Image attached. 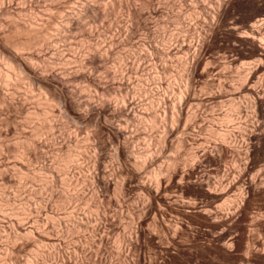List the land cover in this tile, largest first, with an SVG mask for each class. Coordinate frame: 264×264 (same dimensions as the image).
Instances as JSON below:
<instances>
[{"label": "rangeland", "instance_id": "obj_1", "mask_svg": "<svg viewBox=\"0 0 264 264\" xmlns=\"http://www.w3.org/2000/svg\"><path fill=\"white\" fill-rule=\"evenodd\" d=\"M101 1L102 3H105V5L106 3H110L111 6L110 4L109 6L107 5L109 9V14L107 17L109 18H103L100 25L103 24L105 26V24L108 22V26L111 25L117 29L119 33L121 32L120 36L123 37L127 24H133L132 21L129 20L130 18L127 14L128 9L125 5V0H115V2L114 0L113 2L111 0ZM144 1L145 0H128V3L131 6H134L133 8L137 9L138 11L142 9V16L144 15L141 17V23L137 26V28H135V32L132 33L133 36H131L130 41H138L141 38H146L149 40L150 38V40L153 41L152 43L156 45L159 44V47L170 42L172 43L171 53L168 55L166 59L167 61L163 62L160 56L157 54L155 55L154 53L153 65L151 64L153 71L156 72H153V74L157 77L160 76L159 78L161 81L163 80L161 83L163 84L161 85V91L166 94L169 99H166L165 103L159 107V120H157L158 123H156L152 129L149 126L150 115L145 116L144 119L146 120L144 122L145 125L143 124V127H145L147 130L140 137L143 138H139V145L145 147L146 145L149 146V154L154 156L156 162L154 161L155 163L149 165L147 168H143L141 166L142 170H138L140 166L137 167V165H135V168L134 164L131 165V162H125L124 164L114 155L116 151V147L114 148V146H117V143L115 142V144L112 142L114 140L112 134L109 131H103L101 133V139L102 142L105 143V148L103 149V158H101L102 160L100 159L99 163L98 160L97 162L86 159L81 160V169L83 171L80 173V175L81 178H85L83 174L87 175L90 171L96 170L98 166L99 170L97 169L96 171L101 174L100 177H104V180H111H108L110 182L108 188H106V190L101 189L98 191V189H96L92 184H85V188H83L82 184L84 179L82 178V181L79 180L77 185H66L64 183L58 182V187L56 186L57 189L55 187L53 196H50V190L48 189L49 177L45 171L39 168V165H41L43 160H32L34 159L32 155L30 154V156L28 153H26L23 145L18 143L25 135L24 132L29 134L33 130L31 129V124H29V126L28 124L26 125V122L29 120H26L25 116L27 114L18 112L20 109L16 107L17 102H15V104H11L12 106L10 105L8 107H2L0 109V135L1 138H5L4 140L7 142L6 145L8 146L5 145L4 152L2 151L3 155L2 153L0 154V264H264V77H261L262 80L259 78L260 81L257 78L256 80L258 81L255 82L257 83L255 84L256 86L252 90L246 91V83L243 81V79H240L241 76L238 73L239 70H242L244 67H246V64L249 67L253 65L255 66L260 62H258L260 55L258 57L257 55L259 53L255 51V49H258L257 46H254L256 44L251 43L253 41L250 40L249 37H247L249 39L246 37L244 38L242 36L244 34L241 32V30H245L247 25L252 22L251 20L261 18V13H264V0H197L196 3L193 2L195 0H154L152 6H150L149 9L147 5V7H143L147 2ZM222 1L223 3H221ZM192 5L194 6L192 7ZM109 7H111L114 12L110 11L111 8ZM202 7L204 8L202 9ZM205 14H208L209 16H206ZM197 17L198 19L196 20ZM104 19H108L106 20L107 22ZM200 19H202V21ZM120 20L122 22H120ZM176 20H179V22ZM188 20L192 23H195L193 24L194 26H200L202 28L203 31H198L203 33L200 34L204 39L203 44L204 41L206 42L203 45V57L201 56L200 63L197 67L198 69L194 74L195 76L193 77L194 79L190 77L191 80L186 75V70L184 69L183 71L184 67H182L183 60L189 54L182 49L180 50L179 45L174 41L173 38L175 36L177 37L179 33L181 35H186V41L194 36V34H192L193 30L190 31L189 29L187 31L186 29L185 22ZM117 24L123 26V34L121 28L117 27ZM238 25L240 28H238ZM184 26L185 28H183ZM233 26H235V29H233ZM183 29L186 30L184 33L182 31ZM155 37L157 38L155 39ZM132 38L134 39L132 40ZM79 39L82 40L80 41ZM169 39L172 40L170 41ZM85 40L86 39L83 38L80 33L76 35L74 42L76 41V43L79 44L80 47L75 43L78 49H85L83 48L86 46ZM130 41L126 44H131L132 42ZM126 44L121 46L123 47L122 50L124 52L129 53L130 51H134V49H136V46H134L133 43L131 45ZM122 50L120 48L118 52ZM184 55H186L185 58L183 57ZM262 58L264 60V55H262ZM224 61H226L228 64ZM250 63L252 65H250ZM180 64H182V66ZM242 76H244V73ZM186 77L189 79V81H191V86L188 84V87H190L189 93H191V97H194V101L192 99L190 100L191 105L189 102L185 106L183 112H181L183 116H181L177 108V97L180 93H176V91L182 89L181 83L189 82ZM184 78L186 81H183ZM243 78L245 79L246 77ZM170 85L177 86L178 88L171 93ZM26 86L27 85H24V87ZM23 88L21 89V94L26 89L24 88L23 90ZM136 88L134 86V93H132V95L134 97L138 96L139 99L141 98L144 102L148 103L150 100L148 99L149 97H147L149 94L147 90L145 91L147 94L142 92V96H140L139 92L137 91L138 88ZM26 90L24 93H26ZM33 93L36 96L39 95V91L37 90H34ZM174 93L177 95V97ZM230 95L234 97L237 103H242L248 98H254L255 101H262V105L256 106L255 108H248L250 114L248 113V116L245 118L248 120L246 121L245 126L247 133L243 131V134L236 130L234 132L235 136H232L231 139H229L231 141H224L221 131L223 132L224 129L231 130L233 127H235L233 122H227V120L224 119V114H230V111L235 112L232 101H229L230 97H232ZM234 95L237 96L235 97ZM138 97H136V100H138ZM17 104L19 105V103ZM170 106L172 107L171 109H169ZM18 107H20V105ZM175 111L177 114H179L180 118L177 117V114L174 115ZM186 111H188L189 114L191 112V115L187 114ZM192 112H194L193 115ZM104 116L107 118V113ZM196 116V120L198 121L195 120ZM221 116L223 117L221 118ZM37 118L39 119L41 117ZM37 118H33V116L30 117L32 121L29 120V123H33L34 120L37 122ZM55 119L57 122H59L58 125L60 130L73 136L77 133L74 131H77V125L82 127V130H84L80 135H77V138L81 141H87V139L84 137L89 135L91 136L94 133L93 131H95V127L93 125L73 124L59 114L58 117H55ZM178 119H180L181 122ZM163 120H165V122H163ZM176 121H179L180 124L177 122L176 125L174 123ZM73 125L76 127H73ZM184 125L189 127L186 128ZM156 126L158 129L154 135L153 131H155ZM171 126L173 128L171 131L173 134L171 132L168 133ZM183 128L184 130L186 129L185 132ZM160 131H164V133H159ZM166 132L169 135H167ZM156 133H158V135ZM14 135H16V137ZM46 135L50 137L48 131L43 130L40 136L41 138L43 137L42 139L45 141L44 143L47 144L42 145L43 149L40 150H43L48 162H55L52 159H55V156L58 154L57 159L59 160L55 159L56 162L54 163V166L59 167V164L60 169H63L65 166H61V164L65 165V162H60L61 158H58L60 154L58 151V153L56 152L58 141H54L51 137L50 138L52 140H49L47 139L48 137ZM162 136H166L165 138H167V140ZM155 138H163L166 142L163 139H158L160 141L158 142ZM110 141L112 143H110ZM222 141H224V144ZM54 142H57V144L52 145ZM45 145H47V148ZM54 146L56 148H54ZM7 147L11 152L8 151L7 153ZM50 147H52L54 150L52 148L50 149ZM71 148L73 152H78L74 143L71 145ZM21 149L25 150V153ZM74 149L76 150L74 151ZM72 150L70 149L71 153ZM104 153L106 156H104ZM108 154L111 155L108 157ZM73 155H75V153ZM111 156L113 157L111 158ZM105 157L111 158V160L114 159V161L108 160ZM88 161L90 162L88 163ZM71 163L72 161L69 162L70 165ZM170 163L171 166L168 167ZM55 164H57V166ZM165 166H167V169H165ZM115 167L117 169L120 168L121 172L123 173L125 171L128 176L125 175V173L124 175H122L123 173H121V175L118 172L114 173L116 171ZM101 169L105 171V173ZM75 170L78 171V169ZM137 170L141 171L140 174L139 172H136ZM159 170L160 173L158 172ZM61 172L62 171H60V173ZM155 172H158L156 178L160 182L155 181L156 179L153 178ZM102 173L104 174L103 177ZM43 176H45L44 179ZM61 176H64V174ZM123 176L127 180V183L125 189L119 191L117 182H121L122 179L124 180ZM130 180L133 181L131 182ZM142 183L144 186L141 185ZM156 183H160L158 184L159 186H157ZM148 185H151L152 189L154 188L157 190V192L152 196L147 191L148 189L145 188ZM86 187L90 192L89 194ZM156 187H160V189H157ZM80 191L85 195V197H83L84 195L82 194L80 196ZM100 192H102L103 195ZM68 193H71L72 196H70ZM68 196H70V198ZM9 197L11 198L10 201L12 202L10 206L8 205L10 202L8 203L5 200ZM47 201L49 202L48 211H44L43 214L41 213V215L38 217L35 216V210H37L39 206H42V204ZM4 202L7 204L5 205ZM144 204H150V211H145L146 209L144 208H146V206ZM95 207H99L98 218L100 220L97 219L98 221H95L94 217V214L96 213ZM14 211L17 212L14 214ZM31 214H33L36 219H34L32 215V220V217L30 218ZM77 214H82L81 217L84 215H93L94 219L91 220L89 225L94 226L96 222L98 223L100 221L99 225H101L103 228L100 227L101 229L99 228L97 231H93L92 227L89 228L90 230H85L80 227L72 231L70 229L68 219ZM27 215H30V220L28 217H26ZM70 215L72 216L70 217ZM26 218L28 220H25ZM24 221H27V223ZM12 222H16L17 224L20 223L19 225L21 227L23 226L24 228H27L26 231L20 228L16 229V226L14 230ZM31 225H36V232H31ZM44 229L46 231H44ZM24 231L27 234H25ZM93 232L97 233L98 235L102 234L105 237V241L102 243L103 246L99 242H96V244L92 242L91 239L94 234ZM6 235L10 237H7ZM106 235L108 237H106ZM35 244H37V246ZM98 244L99 246H97ZM81 245L82 247H79ZM100 245L102 247H100ZM77 247L79 248L77 249Z\"/></svg>", "mask_w": 264, "mask_h": 264}, {"label": "bare ground", "instance_id": "obj_2", "mask_svg": "<svg viewBox=\"0 0 264 264\" xmlns=\"http://www.w3.org/2000/svg\"><path fill=\"white\" fill-rule=\"evenodd\" d=\"M111 1L113 2V0H111ZM145 1H147V2L145 4V6H143V7H147L148 6V9H149V7L152 6V3H153L154 0H145ZM190 1H192V0H190ZM114 2H115V0H114ZM193 2L196 3L197 0H195ZM221 3H223V1ZM109 4L110 3H108V4L106 3V5H105V3H102L101 0H0V109L2 107H5V106L8 107L11 104H13V103L15 104V102H17L20 105V107H18L19 105L16 103V105H17L16 107L20 109V111H18V112L24 113V114L26 113L27 115L26 116L24 115L26 117V120L27 119L31 120L32 118L30 119V117H32V116H33V118L41 117L39 119L37 118V122L35 120H34L33 123L32 122L29 123L30 122L29 120L26 122V125L28 124V126H29V124H31L32 128H31V126H30V128L33 129V130H32V132L30 131L31 133H29V134L28 133L26 134V132H24L25 135L23 136L22 140H20L18 143H21V145H23V147L26 150V153H28L29 155L30 154L32 155V157L34 158L32 160H36V161L38 159H40V160L42 159L43 160V162L41 161L42 163H41V165H39V168L42 169L43 171H45L47 173V176L49 177V180H48V178H47V180L49 181L48 182L49 183L48 189L50 190V196H53V193L55 192L54 191L55 187L58 185V182L64 183L66 185H68V184L69 185L70 184L77 185L79 180H81L83 178V177L81 178V175H80V173L83 171L81 169V166H82L81 162H80L81 160H85L86 159V160H93V161H96V162L98 160V163H99V160L101 158H103L102 154H103V149L105 148V143H103L102 139H101V133L103 131H109L112 134V136H113V138L115 140V141L113 140L112 142H114V143L116 142L117 143V144L115 143L117 146H114V148L116 147L115 148L116 151H115V154L114 153L113 154L115 155V157L118 160L122 161L124 164H125V162L126 163H130L131 162L132 163L131 165L134 164V166L137 165V167L138 166H140V167L142 166L143 168H147L149 165L154 164L156 162L154 156L149 154V151H150V149H148L149 146L146 145V147H145V146H140L139 145V142H140L139 138L147 130L145 127H143V124L145 125L144 122L146 120V119H144L145 116H147V115L149 116L150 115V117H149L150 125L149 126L152 129L153 126H155V124L158 123L157 120H159L158 119L159 116H160L159 112H158L159 111V107L162 104L165 103L166 99H169V97H167L166 94H164L161 91L162 90L161 89V85H163L161 83H162L163 80L161 81V79L159 78L160 76L157 77V76H155L153 74V72L154 73H156V72L153 71L152 65H153V61H154L153 60V56H154L153 54L154 53H155V55L157 54L158 56H160V58H161V60H163V62L167 61L166 59H167L168 55L171 53V45H172V43L170 42L168 44H164V45L159 47L158 46L159 44L156 45V44L152 43L153 41L150 40V38H149V40H147L146 38H141L138 41H130L131 40L130 39L131 36H133L132 33L135 32L134 31V30H136L135 28H137V26L141 23V17H143L144 15L142 16V11H141L142 9H140V11H138L137 9L133 8L134 6H131L128 3V0H125V5H126V7L128 9V13L127 14L129 15V18H130L129 20H131L133 24H127V26H126V28L124 30L125 34H124L123 37L120 36L121 32L119 33L117 29H115L111 25L108 26V22L106 21L108 19H104L107 22V24H105L106 22L104 21L105 22L104 23L105 26L103 24L100 25V23H102L101 20L103 18H105V17L109 18V17H107V15L109 14V9H108ZM123 4H124V2H123ZM198 4H200V3H198ZM224 5H226V4H224ZM110 6H111V4H110ZM193 6L194 5H192V7ZM220 6H222V5H220ZM109 8H111V7H109ZM114 8H115V6H114ZM203 8L204 7H202V9ZM200 10H201V6H200ZM107 11H108V13H107ZM110 11H113L112 8L110 9ZM120 14H121V12H120ZM144 14H145V12H144ZM256 14H258V13H256ZM116 18H118V17H116ZM197 19H198V17L196 18V20ZM200 20L202 21V19H200ZM143 21H144V19H143ZM176 21L179 22V20H176ZM251 21L252 22H250L247 25V27L244 26L246 28H245V30L242 29L241 32L244 34V35H242L244 38L245 37L246 38L249 37L250 40L253 41V42H251V41L250 42L256 44V45H254V44H252V45L257 46V48H258L257 50L255 49V51H257V53H259L257 55L258 57L260 55V59L258 60V62L259 61L260 62H259V64L255 65V66L253 65V66H249V67L246 64V67L243 68L244 70L241 68L242 70L238 71L239 75L241 76V77L239 76L240 79H243V81H245V83H246L245 84L246 91L252 90L256 86L255 84H257L255 82H257L258 80L260 81L259 78L264 77V65H263V61L264 60L262 58V55H264V13H261V18L260 19H255V20H251ZM120 22H122V21L120 20ZM123 23H124V21H123ZM185 23H186L185 26H186L187 31L189 29H190V31L193 30L192 34H194V36L192 38H190L188 41H186V38H185L186 35H181L180 33L179 34L177 33L178 34L177 37L175 36L173 38H174V41L179 45V47H180L179 49L180 50L182 49V50L186 51L189 54L186 58H185L186 55L183 56L185 58L183 60V63H182L183 66H182V64H180V65L182 67H184L183 71H184V69L186 70V75L190 79V77L193 78L195 76L194 74L196 73V71L198 69L197 67H198V65L200 63L201 56L203 57V55H202L203 49H204L203 45L206 42L204 41V44H203V40L204 39L201 37L202 35H200V34H203V33H201V31L200 32L198 31V30H202V28L200 26H194L193 24H195V23H192L189 20L187 22H185ZM147 25H148V23H147ZM185 26L183 28H185ZM117 27L118 28L120 27L121 30H122L123 26L118 25ZM233 27H234L233 29H235V26H233ZM238 28H240L239 25H238ZM146 29H147V27H146ZM182 31L184 33V31H186V30L183 29ZM141 32H142V30H141ZM78 33H80V35L83 36V38L86 39L85 40L86 41L85 42L86 46L84 45L85 47H83V48H85V49H83V50L78 49L77 45L79 46V44L76 43V41L74 42V40L76 38V35ZM122 34H123V30H122ZM142 34H144V33H142ZM239 34H240V31H239ZM188 37H190V36H188ZM156 38L157 37H155V39ZM249 38H247V39H249ZM77 39H78V37H77ZM133 39L134 38H132V40ZM79 40L81 41L82 39H79ZM129 41L132 42L134 46H136V49H134V51H130L129 53L128 52L126 53V52H124L122 50L123 47H121V46H123L124 44H126ZM163 41H165V40H163ZM75 43L77 45H75ZM129 44L130 43H128L126 45H129ZM80 45H81V43H80ZM126 45H125V47H126ZM178 45H177V48H178ZM134 46H133V48H134ZM120 48H121L122 51L118 52L120 50ZM226 61H224V62H226ZM234 62H235V59H234ZM237 64H238V62H237ZM236 65H234V66H236ZM250 65H252V64L250 63ZM224 68H225V65H224ZM154 69H155V67H154ZM228 69H226V70H228ZM223 71H224V69H223ZM223 71H222V73H223ZM243 73H244V76H242ZM219 74H220V72H219ZM237 77H238V75H237ZM243 77H246V78L244 79ZM257 78H258V80H256ZM184 79H183V81H186V79L185 80ZM189 79H188V81H189ZM261 80H262V78H261ZM190 83H191V81L181 83V88L182 89L176 91V93H180L178 97L174 93L176 95V97L178 98L177 99V101H178L177 108H178V110L180 112V113L178 112L179 114H181V112H183V109L185 108V106L189 102H190V105H191V101H190L191 99L194 101V99H193L194 97H191V95H190L191 93H189V88L190 87H188V84L190 85ZM170 84H171V82H170ZM24 85H27V86L24 87ZM174 85H176V84H174ZM241 85L243 86L242 83H241ZM134 86H135V88L137 86V88L139 89L138 90L136 88L137 91L139 92L140 96H142L141 95L142 92L144 93L147 90V92L149 93L147 95V97H149L148 99L150 100V101L148 100L149 101L148 103L144 102L141 98L139 99L138 96H136V97H138V100H136L137 98L132 95V93H134ZM170 86H171V89H170L171 93L174 92V90H176L178 88L177 86H172V85H170ZM23 87L27 89V90L25 89L26 93H24L25 90H24ZM22 88L24 90L22 94H24V95L26 94L25 96L21 94V89ZM34 90L39 91V95H37V96L34 95V93H33ZM168 92H170V91H168ZM190 92H192V91H190ZM235 92H236V90H235ZM233 94H236V93H233ZM215 95H217V94H215ZM222 95H220V96H222ZM230 96H232V95H230ZM145 99H147V98H145ZM221 99H222V97H221ZM229 101H232V103H233L232 105L235 108V112L233 111L234 112L233 113L232 111H230L232 114L231 113L229 114L227 112L228 114H224V116H225L224 119L227 120V122L228 121L233 122L235 124V125L233 124L235 127L232 128L233 130L232 129L231 130H228V129L225 130L223 128L224 131L223 132L221 131V133H222L221 135H223V140L224 141H227V140L231 139L232 136H235L234 132L236 130H238L240 133L244 134V132H246V130H245L246 121H248L247 119H245L248 116V113H249L248 108L249 107H254L255 108L256 106H261L262 105V103H261L262 101L261 102L260 101H255L254 98H248L244 102L241 101L242 103L238 102L239 103L238 104L235 101L234 97L232 96V97H230ZM165 108H167V107H165ZM171 108L172 107L170 106L169 109H171ZM251 111H252V109H251ZM175 112H174V115L177 114V112L176 113ZM106 113L108 115L107 118L104 116V115H106ZM186 113L189 114L188 111H186ZM193 113L194 112H192V115H193ZM58 114L60 116L65 117V119H67L69 122H71L73 124L76 123V124H83V125L84 124L93 125L95 127V131H93L94 133L91 136L89 135L87 137H84V138L87 139V141H81V140H79L77 138V135H80L84 129L82 130V127H79V125H77L78 127L73 125V127L75 126L77 128V131L74 130L75 133L77 132L76 135L74 134V136H73V135H70V134H67V133L63 132L59 128V125H58L59 122H57V120L55 119L56 116L58 117ZM179 114H177V117H179ZM189 115H191V112H190ZM181 116H183V115L181 114ZM194 116H195V114H194ZM222 117L223 116H221V118ZM60 118H62V117H60ZM196 118H197V116L195 117V120H196ZM104 119H105V121H104ZM160 119H162V118H160ZM174 119H175V117H174ZM190 119H191V116H190ZM38 120H39V122H38ZM178 120L181 122L180 119H178ZM188 120H189V117H188ZM23 121L25 122L24 119H23ZM179 121H176L174 123L176 125H177V122L180 124ZM196 121H198V120H196ZM163 122H165V120H163ZM251 122H253V121H251ZM161 123H162V121H161ZM70 126H72V125H70ZM177 127H179V126H177ZM185 127L188 128L189 126L188 127L185 126ZM166 128H167V126H166ZM27 129H29V128H27ZM157 129L158 128L156 126L155 131H153L154 135H155V132H156ZM172 129L173 128L171 126L170 130L168 131V133L171 132ZM43 130L44 131L45 130L48 131L49 136L54 141H58V147L56 145V147H57L56 152L58 151L59 154H60L59 157H58V158H61L60 162L61 161L63 163L65 162V165L61 164V166H65L63 169L62 168L60 169V165L58 163L57 164H58L59 167H55L54 166V163L56 162L55 159H57L58 154H57V156H55L56 157L55 159H52V160L55 161V162L52 161L53 162L52 163V162H48L47 161V157L44 154L43 150L42 151L40 150V149H43L42 145L47 144V143H44L45 141H43V139H42L43 137L41 138V136H40L42 134ZM167 130H168V128H167ZM167 130H165V131H167ZM174 130H176V129H174ZM183 130H184V128H183ZM148 131H149V128H148ZM185 131H186V129L184 130V132ZM161 132L164 133V131H160L159 133H161ZM177 132H178V130H177ZM166 133H165V135H166ZM168 133H167V135H169ZM187 133H188V129H187ZM0 134H1V130H0ZM156 134L158 135V133H156ZM216 134H217V132H216ZM16 135H14V136L16 137ZM19 135H21V134H19ZM251 135H253V134H251ZM11 136H13V135H11ZM20 137H22V136H20ZM50 137H48L47 139L50 140L51 139ZM156 137H158V136H156ZM162 137L167 140V138H165L166 136H162ZM167 137H169V136H167ZM142 138H140V139H142ZM163 138H161V139H163ZM4 139L5 138H1V135H0V154L2 153V151L4 152V147L7 144V142H5ZM7 139H6V141H7ZM155 139H157V138H155ZM158 139H160V138H158ZM158 139L156 141L160 142ZM147 140H149V139H147ZM103 141H104V139H103ZM183 141H184V139H183ZM224 141H222L223 144H224ZM229 141H231V140H229ZM112 142L110 141V143H112ZM238 142H240V141H238ZM247 142H249V141H247ZM8 143H10V142H8ZM73 143L75 144L78 152H73V150L71 148V145ZM182 143H181V145H182ZM234 143H236V142H234ZM55 144H57V142L56 143L54 142L52 145H55ZM6 146H8V145H6ZM46 146L47 145H45V147ZM49 146H51V145H49ZM38 147H40V148H38ZM52 147H50V149ZM56 147L54 146V148H56ZM200 147H201V144H200ZM36 148H38L39 150L36 149ZM70 149L72 150L73 154L75 153V155H73L70 152ZM21 150H23V149H21ZM25 150H23L24 153H25ZM75 150L76 149H74V151ZM8 151H10V149L8 150V147H7V153H8ZM152 151H153V149H152ZM51 152H52V150H51ZM2 155H3V153H2ZM25 155L28 156L27 154H25ZM109 155H111V154H108V157H109ZM104 156H106V154ZM112 157L113 156H111V158ZM53 158H54V156H53ZM105 158H107V157H105ZM111 158H107V159L111 160ZM188 158H189V156H188ZM57 160H59V159H57ZM103 160H106V159H103ZM173 160H175V159H173ZM173 160H172V165H173ZM71 161H72V163L70 165L69 162H71ZM111 161H114V159L111 160ZM89 162L90 161H88V163ZM176 163H177V161H176ZM57 164H55V165L57 166ZM119 164H120V162H119ZM167 164H169V163H167ZM100 165H101V163H100ZM169 166H171V163H170V165H168V167ZM140 167H139L138 170H140V169L142 170V167L141 168ZM165 167H166L165 169H167V166H165ZM172 167H170V168H172ZM0 168H1V166H0ZM135 168H136V166H135ZM75 169H78V171H76ZM97 169L99 170L98 166H97ZM121 169H123V168H121ZM96 170L90 171L89 173L87 172L88 173L87 175L83 174V176L85 178H83L84 180H83L82 186H83V188H85L84 187L85 184H88V185L92 184L96 189H98V191H100L101 189H105L106 190V188H108V185L110 183L109 181H111V180H109V179H108L109 181L108 180H104L103 179L104 178L103 177L104 174L102 173L103 174L102 175L103 178H101L100 177L101 174L98 171H96ZM113 170H114V168H113ZM115 170L116 171L114 173L118 172L120 175H121V173H123V172H121L120 168L117 169L115 167ZM125 170H127V169H125ZM138 170L136 172H139V174H140L141 171H138ZM60 171H62V172L60 173ZM103 172L105 173V171H103ZM158 172L160 173V170ZM158 172H155V174L153 175L154 177L152 176L153 178L156 179L155 181H157V182L159 181L156 178V175H157ZM124 173H125V171H124ZM124 173L122 175H124ZM60 174L61 175L64 174V176H61ZM22 175H23V173H22ZM115 175H114V177H115ZM125 175H127V174L125 173ZM3 177H7V176H3ZM44 177L45 176H43V179H44ZM28 178H29V176H28ZM133 178H135V177H133ZM11 179H13V178H11ZM153 181H154V179H153ZM38 182H40V181H38ZM30 183H31V181H30ZM117 183H118L117 185H118V188H119V191H120V190L125 189L127 180L124 177V180L122 179L121 182H117ZM156 184H157V186H159L158 184H160V183H156ZM141 185L144 186L143 183ZM152 186H153V184H152ZM57 187H56V189H57ZM118 188H116V189H118ZM145 188L148 189L147 191L149 192V194L151 196L154 193L157 192L156 189H154V188L152 189L151 185H148ZM156 188L160 189V187H156ZM16 189H18V188H16ZM60 189H61V187H60ZM87 190H88V188H87ZM87 190H84V191H87ZM71 193L70 194L68 193V194L70 196H72ZM79 193H80V196H81V194H82L81 191ZM89 193L90 192L88 190V194ZM92 193L94 194L93 191H92ZM100 193L103 195L102 192H100ZM73 195H76V194H73ZM82 195H84V194H82ZM58 196H60V195H58ZM70 196H68V197L70 198ZM83 197H85V195ZM86 197H88V196H86ZM5 200L8 203L10 202L8 204L10 206L11 203H12L10 201L11 198L9 197V198H6ZM48 201L50 202L49 199H48ZM48 201L45 202L44 204H42V206H39L37 210H35L36 211L35 216L38 217V216L41 215V213L43 214L44 211H48V209H49L48 208V203H49ZM6 202H4L5 205L7 204ZM2 206H4V205H2ZM27 206H29V205H27ZM94 206H95V204H94ZM145 206H146V208H144V209H146L145 211L146 212L150 211V208H151L150 204L145 205ZM49 207H51V206H49ZM81 207H82V205H81ZM26 210H27V208H26ZM29 210H31V209H29ZM16 212L14 211V214ZM90 212H92V211H90ZM98 213H99V207L96 208V213L95 214L93 213L94 217H95V221L97 219H99L98 218ZM32 215L33 214H31V216L27 215L26 217L29 218V216H30V218H31ZM71 216L72 215H70V217ZM81 216H82V214L81 215L77 214V215L72 216L71 218L68 219L69 220V226H70V229L72 231L75 230L76 228H80V227L82 229H85V230H90L89 228L92 227L93 231H97L101 227V225H99L100 221L98 223L96 222V224H94V226L89 225L91 223V220L94 219L93 215H84L83 217H81ZM33 217H34V215H33ZM33 217H32V220H33ZM30 218H29V220H30ZM34 219H36V218L34 217ZM59 219H60V217H59ZM25 220H28V219L26 218ZM24 222L27 223V221H24ZM28 222H30V221H28ZM19 224L20 223L17 224L16 222L13 223L14 230H15V226H16V229L20 228V229L26 231L27 228H24L23 226L21 227ZM43 227H44V225H43ZM31 228L30 229H31L32 233H33V231L36 232V228H37L36 225L35 226L31 225ZM101 228H103V227H101ZM41 229H42V227H41ZM18 231H20V230H18ZM44 231H46V230L44 229ZM28 232H30V231H28ZM93 233L95 235L93 234L92 239L90 238L92 240V242H94L95 244H96V242H99L100 244H102L105 241V237L102 234L98 235L95 232H93ZM25 234H27V233L25 232ZM7 237H10V236H7ZM106 237H108V236L106 235ZM29 240H31V239H29ZM35 245L37 246V244H35ZM97 246H99V244ZM102 246H103V244H102ZM102 246L100 245V247H102ZM79 247H82V245L79 246ZM79 247H77V249ZM81 250H82V248H81Z\"/></svg>", "mask_w": 264, "mask_h": 264}]
</instances>
